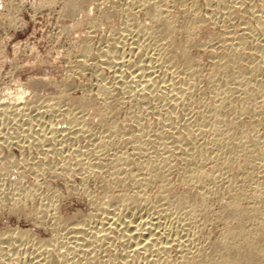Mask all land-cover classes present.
I'll list each match as a JSON object with an SVG mask.
<instances>
[{"label":"bare ground","instance_id":"1","mask_svg":"<svg viewBox=\"0 0 264 264\" xmlns=\"http://www.w3.org/2000/svg\"><path fill=\"white\" fill-rule=\"evenodd\" d=\"M110 3L0 100V264H264V0Z\"/></svg>","mask_w":264,"mask_h":264},{"label":"rangeland","instance_id":"2","mask_svg":"<svg viewBox=\"0 0 264 264\" xmlns=\"http://www.w3.org/2000/svg\"><path fill=\"white\" fill-rule=\"evenodd\" d=\"M80 1L86 0H0L1 101H13L17 92L22 90L20 82L25 83L32 77L47 78L40 88L42 94L60 93L65 74L73 72V65L81 63L78 53L82 41L80 35L85 31L83 18L88 12L93 14L96 11L95 5L101 4L103 7L117 0H88L90 4L79 5ZM116 22L117 18H114L107 25ZM104 28L105 25L102 29ZM87 75L90 76V73ZM73 80L78 84L85 78L73 74ZM26 92L24 95L29 97L32 89L27 88ZM74 93L79 94V90ZM123 114L122 111L121 116ZM17 172L8 174V178L3 179L6 187L11 186V180L17 177ZM30 178H25V182H29ZM66 202L63 204L70 212L76 209L84 211L87 208L77 198ZM18 226L32 229L40 236L47 235L46 231L37 228L25 217L9 212L7 207H0V230Z\"/></svg>","mask_w":264,"mask_h":264}]
</instances>
